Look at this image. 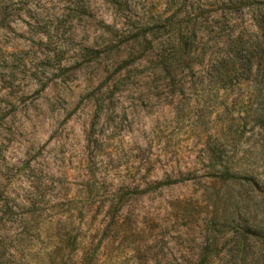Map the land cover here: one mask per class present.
Here are the masks:
<instances>
[{"label":"rangeland","instance_id":"obj_1","mask_svg":"<svg viewBox=\"0 0 264 264\" xmlns=\"http://www.w3.org/2000/svg\"><path fill=\"white\" fill-rule=\"evenodd\" d=\"M251 13L0 0V264H264V59L231 73Z\"/></svg>","mask_w":264,"mask_h":264},{"label":"trees","instance_id":"obj_2","mask_svg":"<svg viewBox=\"0 0 264 264\" xmlns=\"http://www.w3.org/2000/svg\"><path fill=\"white\" fill-rule=\"evenodd\" d=\"M252 33V40L251 41H244L243 35L245 33ZM240 35V39L237 40V50L239 54H242L243 52H250L251 57L249 60L238 67V69H233L231 71L233 77L238 76V71L241 69L243 71L249 70V72H252L253 70H260L262 68V61L264 59V14L263 15H255L254 13H251V22L250 25H246L241 31L238 33ZM239 45V46H238ZM89 51V50H88ZM176 62H179L181 60L176 59ZM217 65L219 62H217ZM210 71H213V68L211 67ZM219 78V77H218ZM218 80V79H217ZM218 84V83H216ZM215 84V85H216ZM209 159L215 164L216 166H219V168L222 170L220 176H229L230 172L228 173L227 166L225 163V159H227V156H223L221 153H218V151L212 149L209 152L208 155ZM178 182L177 180H167L158 184H155L152 188L158 189L165 186H171ZM79 248V238L77 235L70 234V236H67L66 238L62 239L59 242V249L58 252H63L64 250L68 251V255H74L77 253ZM66 256V253H62L61 257H59V262L55 264H68V262L64 259ZM67 260L72 264V257L70 259L67 258ZM94 258H88L84 257L82 261L79 264H93Z\"/></svg>","mask_w":264,"mask_h":264}]
</instances>
